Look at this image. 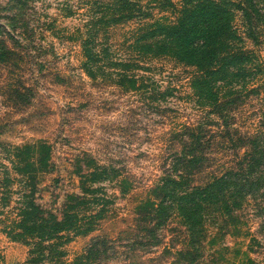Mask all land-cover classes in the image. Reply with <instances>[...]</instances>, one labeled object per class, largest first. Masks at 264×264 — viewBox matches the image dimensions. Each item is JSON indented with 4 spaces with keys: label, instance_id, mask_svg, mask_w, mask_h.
Instances as JSON below:
<instances>
[{
    "label": "rangeland",
    "instance_id": "obj_1",
    "mask_svg": "<svg viewBox=\"0 0 264 264\" xmlns=\"http://www.w3.org/2000/svg\"><path fill=\"white\" fill-rule=\"evenodd\" d=\"M150 1L143 3L150 4L157 16L166 14ZM233 1L234 27L264 68V16L242 11L239 4L250 9L248 0ZM254 1L264 8V1ZM94 6V0H0V47L6 40L13 51L0 57L1 264H26L29 256V246L3 231L18 196L12 195L11 204L3 206V178L6 171L17 176L11 162L15 147L41 141L50 145L55 166L42 175L39 184V200L47 208L59 210L67 193L81 191L79 172L93 171L95 166L110 171L107 179L93 187L101 188L98 195L108 200L106 217L97 231L75 236L65 246L63 264H73L97 235L106 237L112 246L113 254L103 264H189L177 254L189 237L179 217L159 231L160 246L151 251L131 249L130 242L139 231L138 207L164 177L174 174L179 178L176 173H184L175 159L183 149L181 137L176 135L187 128L205 130L211 141L208 159L199 172L192 173L191 184L205 186L227 170L234 171L236 150L221 133L235 129L254 133L263 126L264 70L248 86L258 87V92L246 95L235 114L222 118L209 100L198 102L192 86L193 68L176 58L137 56L129 46L140 24L133 20L111 27L101 37H108L114 59H138L143 66L134 70L138 85L144 79L148 87L126 89L115 74L107 72L93 78L83 65L82 40L88 34ZM155 86L166 93L164 100H154ZM10 186L19 185L16 181ZM230 204L222 200L206 203L203 256L195 264H248L249 258L264 264V215H259L258 201L249 198L238 210L242 225L237 234L234 205ZM226 205L230 210H225Z\"/></svg>",
    "mask_w": 264,
    "mask_h": 264
},
{
    "label": "trees",
    "instance_id": "obj_2",
    "mask_svg": "<svg viewBox=\"0 0 264 264\" xmlns=\"http://www.w3.org/2000/svg\"><path fill=\"white\" fill-rule=\"evenodd\" d=\"M150 2H155L157 9L166 14L157 16L150 4H144L143 0H94L95 6L87 23L88 34L82 40L86 72L93 78L99 73L115 74L119 84L127 85L126 89L148 87L144 79H140L141 84L138 85L139 77L134 70L143 68L138 64V59H114L108 37H101L103 32L107 35L115 25L136 20L140 24L129 46L137 56L176 58L183 65L193 68L192 86L198 102L206 103L209 100L218 108L217 113L222 118L232 112L235 114L246 95L248 97L250 93L258 92V87L248 89V86L255 83L264 68L254 53L245 48L242 36L234 27V1ZM248 4L250 9L241 4L239 7L246 13L252 10L256 15L264 16V8L259 7L257 2L248 0ZM3 42L0 57L13 53L6 40ZM114 66H118V70H110ZM152 92L154 100H164L166 97V93H160L158 86ZM233 105L234 110H230ZM199 130L195 132L187 128L186 132L177 133L176 136H180L183 142V149L175 155V159L177 167L184 168V173L177 172L179 178L174 174L164 177L139 205V231L130 242L131 249L147 248V251H151V248L160 246L162 238L159 231L173 217H179L189 232L186 247L177 250L179 260L195 264L203 256L206 203L222 200L231 205L232 201L234 234L241 231L238 210L249 198L258 201L259 215H264V124L254 133L237 129L231 133L230 130L221 133V137L229 140L236 150L234 171L227 170L205 186L191 184L190 177L204 167L211 146L205 130ZM14 149L11 162L17 176L10 171L5 172V188L1 197L3 206L11 204L12 195L18 196L13 206V216L4 220L3 231L12 240L29 246L26 264H63L67 254L65 246L75 236L97 231L106 217L108 200L98 195L101 188L93 187L95 183L107 179L110 171L95 166L93 171L79 172L81 191L67 193L60 209L54 210L39 200L42 175L55 167L50 145L41 141L36 145L26 144ZM240 152L243 154L240 155ZM16 181L18 188L10 186ZM230 208L225 206V210ZM111 250L106 237L94 236L75 257L73 264H103L101 262L105 263L113 254ZM2 260L0 251V264ZM248 264L256 262L249 258Z\"/></svg>",
    "mask_w": 264,
    "mask_h": 264
}]
</instances>
